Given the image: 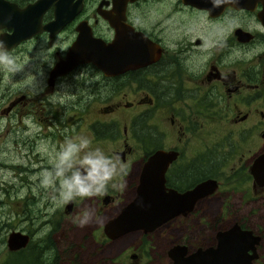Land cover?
I'll return each mask as SVG.
<instances>
[{
  "label": "flooded vegetation",
  "instance_id": "flooded-vegetation-1",
  "mask_svg": "<svg viewBox=\"0 0 264 264\" xmlns=\"http://www.w3.org/2000/svg\"><path fill=\"white\" fill-rule=\"evenodd\" d=\"M3 1L23 9L36 0ZM74 2H80L79 11L57 34H34L8 49H0V53L13 60L11 64H2L15 65L11 69L18 67L22 75L19 78L27 84L25 91L14 92L10 88L1 95L7 99L0 117H6L11 150L23 159L14 165L18 188L23 189L20 202L15 201L20 209L16 211L12 204L8 224L9 233L23 234L26 242L16 250H8L5 242L6 259L11 260L8 264H15L20 255L27 264H60L53 248L58 228L63 226V213L72 214L78 206L76 199L85 197L74 196L64 204L62 213L54 202L62 192L60 180L45 186L40 174L52 171L63 137L77 146L65 164L67 174L76 171L85 174L88 166L83 167L76 160L78 147L83 151L77 145V132L79 119H83L78 110L84 112L88 107H92L95 116L85 124L92 142L114 137L118 127L121 147L112 151L115 175L106 183L103 178L94 177L97 186L103 185L101 192L92 196L99 202L98 213L109 205L119 204L121 198H128L114 215L96 225L99 244L138 233L139 248L135 246L136 253L130 252L128 256L130 259L142 256L147 252L143 247L145 239L151 238L154 231L184 221L201 201L211 198L222 187L221 192L264 201V185L258 184L252 174L255 159L264 155V0H246L248 4L240 6L234 0H72L71 3ZM260 13L262 20L258 19ZM116 19L144 36L157 50L151 63L113 75H105L90 64H79L50 78L52 67L65 59L75 42L78 26L88 28L92 38L108 44L114 37L111 24ZM40 20L42 25L53 20L52 6ZM11 32L0 29V35ZM43 41L46 44L41 47ZM14 73L9 71L10 76ZM31 91L38 92L37 96L29 94ZM127 95L130 99L125 98ZM259 104L262 109L257 110L255 105ZM117 113L120 119L105 123V114ZM223 122L231 126L228 136L212 141L215 129ZM256 125H262L261 130H255ZM258 140L255 149L253 146L238 153V165L223 176L224 163L237 149L250 142L255 145ZM159 151L174 154L170 160L158 162L164 167L165 193L170 190L182 194L205 180L214 181L215 187L191 204L186 202L178 213L149 231L139 229L109 238L105 223L135 195L144 162ZM14 156L11 153L12 161H16ZM232 225L241 229L250 226L248 218L238 216L225 224L220 217L213 226L225 227L214 228L206 246L215 245L216 231ZM251 232L259 236L255 264L260 257L257 246L262 236ZM175 245L185 246V254L206 247L171 241L165 250L169 264L168 251Z\"/></svg>",
  "mask_w": 264,
  "mask_h": 264
},
{
  "label": "water",
  "instance_id": "water-1",
  "mask_svg": "<svg viewBox=\"0 0 264 264\" xmlns=\"http://www.w3.org/2000/svg\"><path fill=\"white\" fill-rule=\"evenodd\" d=\"M234 1L239 6L248 4L246 0ZM71 2L72 0H36L19 9L14 4L0 0V29L12 31L9 35H0V49H8L34 34H57L81 7L80 2ZM50 6L53 7V20L42 25L41 15ZM258 19H263V13L258 15ZM111 26L114 28V37L108 44L92 38L88 28L78 26L75 42L67 51L65 59L52 67L50 78L66 73L79 64H90L105 75H113L125 69L143 67L155 59L157 50L144 36L122 26L118 20ZM173 156L172 152L159 151L147 158L135 195L105 223V233L109 238L139 229L149 231L178 213L186 202L191 204L194 199L213 190L214 181L205 180L182 194L170 190L165 193L162 177L164 167L158 162L170 160ZM252 169L255 181L264 185L263 154L255 159ZM214 238V246L197 248L189 254H185L186 247L183 245L171 247L168 251L170 264H254L253 261L257 258L255 245L259 236L251 230L232 225L216 231ZM5 242L8 250H16L25 245L26 237L19 232H12L7 235Z\"/></svg>",
  "mask_w": 264,
  "mask_h": 264
},
{
  "label": "rangeland",
  "instance_id": "rangeland-1",
  "mask_svg": "<svg viewBox=\"0 0 264 264\" xmlns=\"http://www.w3.org/2000/svg\"><path fill=\"white\" fill-rule=\"evenodd\" d=\"M58 39L54 42L56 43ZM46 44L45 41L41 43V47ZM4 56L6 60L13 61L6 55L0 53ZM44 59V56L39 58L40 61ZM42 63V62H40ZM4 64V63H3ZM0 63V109L6 105L7 99H2V96L6 90L12 88L14 92H22L26 89V81L23 78H19L21 73H19L18 67L11 69V65L6 67ZM9 71H15L13 76H10ZM15 76V77H14ZM22 76V75H21ZM63 84L62 93L64 92ZM29 94L37 96L38 92L31 91ZM54 98V97H53ZM52 98V99H53ZM125 98L130 99V96ZM110 100V99H108ZM105 100V103L108 102ZM115 99L112 101V103ZM83 103V102H82ZM86 104V103H85ZM98 104H95V106ZM99 105H101L99 103ZM85 107V106H84ZM257 110L262 109V106L255 105ZM92 107H88L84 112L78 110V115L83 117L79 119L78 132H77V145L81 146L85 142L87 147H82L83 151L79 150L78 147L76 160L81 166L85 167L87 165L82 164V161L89 153H95L97 149L100 150L106 157L112 159L113 150L120 149V139L118 138V127L117 134L114 137L109 136L104 140H98L96 143L92 142L90 134H87L85 129V124L87 121L94 119ZM6 117H0V262L6 259L7 253L5 248V241L7 234L10 232V227L8 224V212L12 204L15 205L13 209L18 211L20 205L16 207L15 201L20 202V195L23 192L22 188H18V173L14 170V165L21 162L23 159L14 152L11 147L10 133L6 130ZM100 118V117H99ZM119 113L116 114H105V123H111L112 120L120 119ZM255 116V120H256ZM24 119L21 117V121ZM119 122V121H117ZM262 125L255 126V130H261ZM231 128L229 124L221 123L215 129L210 139L215 141L217 138L219 140H224L225 136H228V131ZM70 143L69 138H62L61 151L65 146ZM259 140L256 141L255 145L251 142L239 147L237 152L229 158L223 166V176H228L236 168L237 155L240 151H245L253 146L256 148ZM11 153L16 156V161L11 160ZM20 158V159H19ZM221 190L217 191L211 198L205 199L198 204L192 215L187 216L184 221H175L173 225L163 226L161 229L154 231L151 234V238H143L146 243L143 246L147 249L146 253L137 255L134 259H130L128 254L130 252L136 253V247H138L139 234H128L116 240H111L102 243L96 242L97 233L96 225L101 223L104 219L106 220L109 216L114 215L123 202L127 201L128 198L122 199L119 204H112L102 209L98 213L99 202L95 201L92 196L85 198L76 199L78 206L69 214H64V202L62 201L61 194L59 197L54 198L56 205H59L61 212L63 213V226H59L56 233L55 242L56 248L54 247V252L60 258V264H169V260L165 257V250L169 247V244L180 243L187 245L189 247L194 246H206L213 236L214 228L225 227V226H213L216 220L220 219L221 223L228 224L231 219L235 217H241L247 220L250 226H245L256 233H260L262 239L260 240L257 248L259 249L260 257L255 261V264H264V201L262 199H245L241 198L237 194H230L229 192L224 193ZM18 191V192H17ZM21 191V192H20ZM13 192H17L15 195ZM128 193V187L125 189V197ZM88 212L93 217V223L81 228L73 223V220L82 216L83 213ZM254 224V226H252ZM13 227V226H12ZM23 227V226H15ZM14 229H17L15 228ZM22 229V228H21ZM37 234H40L38 232ZM167 238V239H166ZM212 239V238H211ZM143 244V241H141ZM136 246V247H135ZM135 248V249H134ZM136 250V251H135ZM50 252V251H48ZM11 260H9V263Z\"/></svg>",
  "mask_w": 264,
  "mask_h": 264
},
{
  "label": "clouds",
  "instance_id": "clouds-1",
  "mask_svg": "<svg viewBox=\"0 0 264 264\" xmlns=\"http://www.w3.org/2000/svg\"><path fill=\"white\" fill-rule=\"evenodd\" d=\"M0 63L11 64L12 61L6 60L4 56L0 55ZM81 147H87V143L85 142ZM76 150V145L68 143L58 154L52 171L45 170L40 174L45 186L51 185L56 179L60 180L61 196L64 203L72 200L74 196L89 197L101 192L103 185L97 186V180L94 177H101L106 183L116 173V165L113 161L97 149L95 153H89L82 161V164L88 166L84 175L80 171H76L69 176L65 164ZM93 222V217L88 212L73 220V223L81 228Z\"/></svg>",
  "mask_w": 264,
  "mask_h": 264
},
{
  "label": "trees",
  "instance_id": "trees-1",
  "mask_svg": "<svg viewBox=\"0 0 264 264\" xmlns=\"http://www.w3.org/2000/svg\"><path fill=\"white\" fill-rule=\"evenodd\" d=\"M19 257H20V259L17 262H15V264H27L28 263L26 260L23 259L22 255H20ZM22 261H23V263H22ZM8 263L9 262H8L7 259H5L2 262H0V264H8Z\"/></svg>",
  "mask_w": 264,
  "mask_h": 264
}]
</instances>
